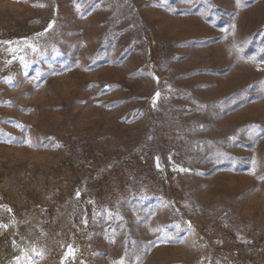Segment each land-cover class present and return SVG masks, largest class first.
Masks as SVG:
<instances>
[{
  "label": "rangeland",
  "instance_id": "obj_1",
  "mask_svg": "<svg viewBox=\"0 0 264 264\" xmlns=\"http://www.w3.org/2000/svg\"><path fill=\"white\" fill-rule=\"evenodd\" d=\"M259 176L264 0H0V264H264Z\"/></svg>",
  "mask_w": 264,
  "mask_h": 264
},
{
  "label": "snow or ice",
  "instance_id": "obj_2",
  "mask_svg": "<svg viewBox=\"0 0 264 264\" xmlns=\"http://www.w3.org/2000/svg\"><path fill=\"white\" fill-rule=\"evenodd\" d=\"M42 6V5H41ZM35 50V49H34ZM159 94H157V96H158ZM181 171H188L187 169H181ZM257 179H264V176H259V177H257ZM79 195V193H77V196ZM189 227H190V225H189Z\"/></svg>",
  "mask_w": 264,
  "mask_h": 264
}]
</instances>
